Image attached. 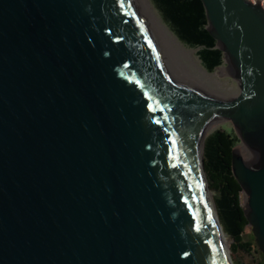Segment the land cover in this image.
<instances>
[{"label":"water","instance_id":"95a60500","mask_svg":"<svg viewBox=\"0 0 264 264\" xmlns=\"http://www.w3.org/2000/svg\"><path fill=\"white\" fill-rule=\"evenodd\" d=\"M201 1L234 96L166 46L146 0H0V264H234L199 156L232 121L264 254V8Z\"/></svg>","mask_w":264,"mask_h":264},{"label":"trees","instance_id":"16d2710c","mask_svg":"<svg viewBox=\"0 0 264 264\" xmlns=\"http://www.w3.org/2000/svg\"><path fill=\"white\" fill-rule=\"evenodd\" d=\"M164 23L183 45L197 50L202 66L213 73L224 64V53L208 30V19L201 0H153ZM240 139L226 130H216L204 142V168L209 188L214 193L220 223L224 232L245 252L242 242L248 227L243 207V190L232 170V153ZM213 201V202H214ZM215 206V205H214Z\"/></svg>","mask_w":264,"mask_h":264},{"label":"rangeland","instance_id":"374dc122","mask_svg":"<svg viewBox=\"0 0 264 264\" xmlns=\"http://www.w3.org/2000/svg\"><path fill=\"white\" fill-rule=\"evenodd\" d=\"M149 1L152 4L155 13L161 19L162 23L165 26H167L164 23V21H163L161 15H160L158 9L156 8L153 0H149ZM180 43H181V41H180ZM186 48H188V47H186ZM188 49H191V48H188ZM195 57L199 60L200 64L202 65L199 57L197 56V50H195ZM226 65L227 64L224 62V64L221 67L226 66ZM217 70L218 69H216V71ZM215 72H213V73H215ZM223 76H224V74L219 75L217 77H214V79H209V81H208V84L210 83L209 86L214 88L215 90L221 92V93L231 94L232 96H234L237 93V91H238V87H237L236 82L233 81L228 75L226 77L224 76V78H223ZM224 83H227V84H224ZM220 129L226 130V131L231 132V133H234L235 135L238 136V130H237L238 126L233 121L232 122H224V123L218 124L216 130H220ZM238 138H239V136H238ZM205 140H204V142H205ZM241 145H243V142H241V140H240V142L237 145V148H239ZM203 154H204V143H203ZM244 159L248 163H252L253 156L250 153V155L244 156ZM213 196H214V193L211 192V190H210L209 197L212 199V201H213ZM243 203H244V193H243ZM222 232L224 233L226 245L228 246V249L230 251V256H231V259H232L234 264H264V254L258 249V247L256 245V242H255V236L253 235V232H252V229H251L250 226H248L246 228V231H245V233H244V235L242 237V242L246 243V244H249V248L251 250V252H249V253L245 252L241 248H236L234 250V246L235 245H239L240 243L239 242H235L230 237H228L223 229H222Z\"/></svg>","mask_w":264,"mask_h":264},{"label":"bare ground","instance_id":"6f19581e","mask_svg":"<svg viewBox=\"0 0 264 264\" xmlns=\"http://www.w3.org/2000/svg\"><path fill=\"white\" fill-rule=\"evenodd\" d=\"M146 2L148 5V8H149L150 15L155 22V27L158 29V31H159L163 41L165 42L166 46L170 50L175 52V54L183 62H185L202 81H204L206 84H208L209 79H214V77H217V76L222 75V74H224V76L226 77L229 74V70L225 66L220 67L215 73H208L204 69V67L200 64L199 60L195 57V50L194 49H188L182 43H180V41L176 38L174 33L167 26H165L162 23L161 19L155 13L154 8H153L152 4L150 3V1L146 0ZM224 76H223V78H224ZM208 85H210V83ZM203 143H204V141H203ZM203 143H202V146L199 150L200 158L203 157ZM238 152L243 156L250 155L249 150L247 149V147L244 144L238 148ZM202 176L205 179L204 172L202 173ZM207 193H208V200L215 210L214 202L209 197V193H210L209 189L207 190Z\"/></svg>","mask_w":264,"mask_h":264},{"label":"built area","instance_id":"2783aa9c","mask_svg":"<svg viewBox=\"0 0 264 264\" xmlns=\"http://www.w3.org/2000/svg\"><path fill=\"white\" fill-rule=\"evenodd\" d=\"M249 1H251V2H253V3L260 2L261 5H262L263 8H264V0H249Z\"/></svg>","mask_w":264,"mask_h":264}]
</instances>
